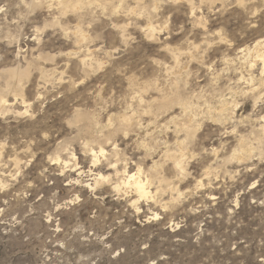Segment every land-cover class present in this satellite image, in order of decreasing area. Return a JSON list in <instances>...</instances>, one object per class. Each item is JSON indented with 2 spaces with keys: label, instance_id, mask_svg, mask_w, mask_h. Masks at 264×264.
Returning <instances> with one entry per match:
<instances>
[{
  "label": "rangeland",
  "instance_id": "rangeland-1",
  "mask_svg": "<svg viewBox=\"0 0 264 264\" xmlns=\"http://www.w3.org/2000/svg\"><path fill=\"white\" fill-rule=\"evenodd\" d=\"M62 1L0 0V264H264V0Z\"/></svg>",
  "mask_w": 264,
  "mask_h": 264
},
{
  "label": "bare ground",
  "instance_id": "bare-ground-1",
  "mask_svg": "<svg viewBox=\"0 0 264 264\" xmlns=\"http://www.w3.org/2000/svg\"><path fill=\"white\" fill-rule=\"evenodd\" d=\"M62 1V0H61ZM90 1V0H89ZM101 2V1H100ZM89 3H91V2H89ZM60 5H61V7L60 8H64V9H66V8H73L74 10H77V9H80V7L81 6H83V7H85L84 6V3H83V0H65V1H62L61 3H60ZM117 6V5H116ZM92 7V6H91ZM120 8V7H119ZM58 9V8H57ZM92 10H94V9H92ZM65 11V10H64ZM76 12V11H75ZM74 12V13H75ZM59 14V13H58ZM65 14V13H64ZM66 15V14H65ZM94 15V14H93ZM61 16V15H60ZM63 16V15H62ZM58 20V19H57ZM79 21V20H78ZM80 25V24H79ZM151 26V25H150ZM149 26V27H150ZM79 27H81V26H79ZM81 29V28H80ZM79 29V30H80ZM149 29H151V28H149ZM150 31V30H149ZM153 31V30H152ZM75 32V31H74ZM216 34V33H215ZM76 36V35H75ZM84 38V37H83ZM82 37H81V39H83ZM79 39V38H78ZM77 39V40H78ZM76 40V41H77ZM220 41H221V39H220ZM262 44L261 43H255V46H254V48H253V50H252V47H251V51H249V53H247V54H249L248 55V57H251L252 59H254L255 58V60H252L253 61V63L255 64L256 62H259L260 64H261V73L262 74H264V50L262 51L261 50V48H260V46H261ZM262 46H264V45H262ZM263 49V48H262ZM244 52V51H243ZM245 57H247V56H245ZM254 57V58H253ZM176 58V57H175ZM250 59V58H249ZM250 60V61H251ZM243 61V60H242ZM87 63V62H86ZM252 63V64H253ZM248 64V63H247ZM250 65V64H249ZM259 65V64H258ZM255 66V65H254ZM84 67V66H83ZM258 67V66H257ZM244 68V67H243ZM250 69H253V68H250ZM171 70V69H170ZM173 70V69H172ZM239 71V70H238ZM19 73H20V71L19 72H17V70L16 71H14V72H12V78H13V80H16L17 79V77H18V75H19ZM11 74V73H10ZM260 75V74H259ZM261 76V75H260ZM249 77V76H248ZM18 79H19V77H18ZM262 79H264V77L262 78ZM240 80V79H239ZM17 81V80H16ZM263 81V80H262ZM241 82V81H240ZM245 82V81H244ZM250 82V81H249ZM264 82V81H263ZM12 83H13V81H12ZM11 84V83H10ZM262 83H260V85H261ZM248 85V84H247ZM257 85V84H256ZM258 87H259V85H257ZM256 86V87H257ZM11 87V86H10ZM255 87V88H256ZM261 88V87H260ZM9 89H11V88H9ZM254 89V88H253ZM257 89H259V88H257ZM232 90V89H231ZM248 90H250V88L248 89ZM261 90H264L263 88L261 89ZM233 91V90H232ZM260 91V90H259ZM254 92V91H253ZM252 92V93H253ZM251 93V91H249V93L248 94H250ZM251 93V94H252ZM254 93H256V92H254ZM253 93V94H254ZM239 94V93H238ZM237 94V95H238ZM252 94V95H253ZM230 95V94H229ZM247 95V94H246ZM245 95V96H246ZM255 95H257V94H255ZM16 96H17V94H16ZM0 98H2V97H0ZM222 99V98H221ZM1 100V99H0ZM223 101V100H222ZM6 100H3V101H1L0 102V112L2 111V109L4 108V106H5V104H6ZM235 102V101H234ZM198 103V102H197ZM225 103V102H224ZM226 105V104H225ZM236 105H238V104H236ZM190 106V105H189ZM225 107V106H224ZM230 107V106H229ZM7 108V107H6ZM235 108V107H234ZM233 109V108H232ZM216 110V109H215ZM221 111H223L222 109H221ZM179 116V115H178ZM222 116H223V114H222ZM195 117V116H194ZM261 120H263L264 121V116H262L261 117ZM127 121H128V119H127ZM231 121V120H230ZM124 122H125V119H124ZM175 122V121H174ZM138 123V122H137ZM177 124H179V123H177ZM199 124V123H198ZM226 126V125H225ZM184 129H185V127H183ZM224 128V127H223ZM181 130V129H180ZM187 130L189 131V128H187ZM182 132V131H181ZM184 132V131H183ZM191 132V131H190ZM186 134L185 135H187V131L185 132ZM190 133H188V135H189ZM187 135V137H189ZM255 135V134H254ZM252 136V135H251ZM239 138V137H238ZM180 139V138H179ZM183 139V138H182ZM181 139V140H182ZM240 141H242L241 139H240ZM260 141V140H259ZM179 142V141H178ZM184 142H186V141H184ZM183 142V143H184ZM247 142V141H246ZM176 143V142H175ZM261 143V142H260ZM101 146V145H100ZM179 146V145H178ZM182 146H185V145H182ZM246 147V146H245ZM99 149H98V151H95V150H93V149H90V157L92 158V160H91V163L93 164V165H96L97 163H98V161H99V156H104V158L103 159H105V154H106V152H105V149L103 148V147H98ZM181 146H179V150L178 151H182V153L183 152H185V148H183V149H185V150H181ZM254 149V148H253ZM165 150V149H164ZM243 151V150H242ZM234 152V151H233ZM240 152H241V150H240ZM239 152V153H240ZM169 153V152H168ZM182 153H180L179 154V152H178V156L176 157V156H171L170 157V159L172 160V161H175L174 162V164H172V165H174V167L176 168V169H180V163H181V161L180 160H178V157H183L184 155L182 154ZM235 153V152H234ZM246 153H248V152H246ZM217 154V153H216ZM166 155H167V153H166ZM168 155H170V154H168ZM242 155V154H241ZM73 156V155H72ZM184 159V158H183ZM106 160H107V158H106ZM169 161V160H168ZM107 162V161H106ZM108 162H110L109 160H108ZM182 164V163H181ZM110 165V164H109ZM114 167V166H113ZM112 167V168H113ZM174 167H172V168H174ZM115 171H116V173H117V170L115 169V167L113 168ZM181 170H182V166H181ZM177 171V170H176ZM180 171V170H179ZM181 172V171H180ZM79 175L81 174V172L80 173H78ZM117 175V174H116ZM125 177H124V181L123 182H121L125 187H128V188H131L133 191H134V194H135V196L138 198V199H149V198H151L152 197V195H151V192H150V182H149V180L148 179H141V175H140V170H138L136 173H134V174H129L127 171H124V174H123ZM155 177V176H154ZM153 177V178H154ZM94 185L95 186H97L99 183H101V182H103V181H108V178H106V177H104V176H102V175H100V174H98V175H96V178H94ZM122 185V186H123ZM114 189L117 191V192H120V190H121V185H116L115 187H114ZM171 189V188H170ZM173 189V188H172ZM174 190V189H173ZM157 191V190H156ZM155 191V192H156ZM151 196V197H150ZM154 196H155V194H154ZM137 199V200H138ZM153 199V198H152ZM157 215H155L154 217H156Z\"/></svg>",
  "mask_w": 264,
  "mask_h": 264
}]
</instances>
